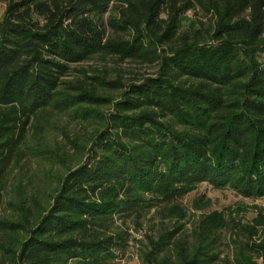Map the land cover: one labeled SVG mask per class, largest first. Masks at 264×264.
Instances as JSON below:
<instances>
[{
	"label": "trees",
	"instance_id": "16d2710c",
	"mask_svg": "<svg viewBox=\"0 0 264 264\" xmlns=\"http://www.w3.org/2000/svg\"><path fill=\"white\" fill-rule=\"evenodd\" d=\"M6 2L0 186L27 151L64 171L47 196L17 186L13 215L0 216V264H119L130 222L140 226L154 208L184 219L175 201L201 184L264 197V0ZM196 8L208 25L187 15ZM108 56L158 70L124 90L106 119L98 107L111 99L101 92L115 83L86 71L88 84L67 77L73 65ZM52 109L106 124L89 141L68 137L72 152L47 155L44 114ZM225 226L212 213L192 240L181 226L147 235L141 264H217ZM234 228L227 263L264 264V216Z\"/></svg>",
	"mask_w": 264,
	"mask_h": 264
},
{
	"label": "rangeland",
	"instance_id": "374dc122",
	"mask_svg": "<svg viewBox=\"0 0 264 264\" xmlns=\"http://www.w3.org/2000/svg\"><path fill=\"white\" fill-rule=\"evenodd\" d=\"M7 6L6 0H0V19L3 17ZM165 15V14H163ZM187 15L196 23L203 20L209 24L208 17H204L199 8L188 11ZM190 21H186L189 25ZM158 70L156 64H150L137 60H121L117 57L94 58L90 61L75 64L67 77L71 81L92 80L85 79L83 71L88 76H103L108 82L115 83L113 88L102 90L105 97L111 99L100 105L98 109L109 119L110 114L115 111V102L120 100L122 92L133 83L139 84L147 78L155 76ZM46 128L44 132V145L42 150L47 154L51 151L72 152L68 137L79 136L83 141H89L96 130L105 127V120L96 116L89 119L74 116L73 113H59L49 110L45 114ZM29 137L32 138L33 130L28 126ZM66 134L68 136H66ZM48 155V154H47ZM61 164L52 163L45 154L38 155L37 152L29 153L10 169L7 177L0 186V216H11L13 210L9 201L16 197L17 186L29 187L30 190L40 192L45 196L53 192L58 183L54 174L60 169ZM46 175H48L46 177ZM187 213L184 219L178 215L171 214L166 217V212L154 208L141 221L140 226L130 222L131 240L125 257L119 260V264H141V252L145 249L147 235L158 236L163 229H174L181 226L178 234L193 239L192 232L199 223L202 216L220 213L225 217L226 226L219 232V250L222 252L221 260L217 264H228L232 262L234 253L233 241L237 238L233 231L235 224H256L259 216H264V197L252 199L244 197L230 189H216L208 184H201L186 196L175 201ZM262 227H260V230ZM245 240V238H243Z\"/></svg>",
	"mask_w": 264,
	"mask_h": 264
}]
</instances>
